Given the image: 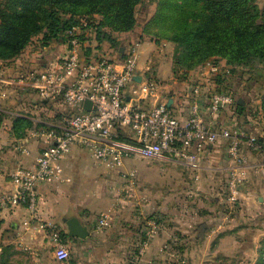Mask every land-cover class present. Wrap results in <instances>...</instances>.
I'll return each instance as SVG.
<instances>
[{
  "label": "crops",
  "instance_id": "obj_1",
  "mask_svg": "<svg viewBox=\"0 0 264 264\" xmlns=\"http://www.w3.org/2000/svg\"><path fill=\"white\" fill-rule=\"evenodd\" d=\"M54 57L50 56L43 67L58 61ZM2 63L8 75H15L20 67L27 66L20 64L18 59ZM137 68L140 71V65L137 64ZM137 74L136 81L143 80L144 72ZM194 85V79H178L167 91L172 111L181 120L189 115ZM12 100L34 102L39 99L32 92L14 91L6 99L0 98V111H5L3 105ZM230 111L222 112L219 118L223 117V120L218 118V122L239 129L234 122L225 123L224 115ZM3 124L0 123V130L8 129V135L0 134V194L13 189L9 172L19 165L32 166L39 150L35 144L30 155L22 154L17 145L24 137L15 138L10 132L11 123ZM262 142L264 144V140ZM228 143L227 139H218L201 155L202 173L207 178L206 192L225 191L230 163L226 152ZM245 147L242 142L241 149ZM245 152L253 163L248 168L247 182L240 187L238 205L243 211L248 210L252 220L258 222V219H264V168H259L264 152H249L248 149ZM85 153L84 149L76 147L62 159L64 176L70 179L69 182L37 186L38 213L31 223L24 224L28 219L24 206L0 212V264H254L258 237L252 231L251 241H246L239 216L227 221L224 218L227 212L222 214L221 206L211 204L208 209L212 213L206 215L208 219H191L195 214L194 205L160 203V196L151 194L148 178L134 190L136 195L141 194V201L134 203L129 197L114 196L109 190V171L100 169L101 166ZM97 172L103 174L101 180L96 177ZM102 212L109 214L107 225L100 229L98 221ZM161 212L167 215H161ZM151 215L160 219H145ZM72 217L86 227L88 236L84 239L68 236L65 220ZM152 221L157 224V231L143 246ZM54 231L70 253L64 262L54 258Z\"/></svg>",
  "mask_w": 264,
  "mask_h": 264
},
{
  "label": "built area",
  "instance_id": "obj_2",
  "mask_svg": "<svg viewBox=\"0 0 264 264\" xmlns=\"http://www.w3.org/2000/svg\"><path fill=\"white\" fill-rule=\"evenodd\" d=\"M78 29L73 26L65 32L66 53L53 65L41 69L20 67L17 74L8 75L0 62V98L6 99L14 91H28L41 101L58 104L62 113L58 123H46L47 127L24 137L17 145L24 155H30L35 144L39 150L32 166L19 165L9 172L13 189L0 194V212L24 206L28 211L24 224L31 223L38 213L37 186L70 181L64 176L61 161L73 148L84 149L95 163L117 172L126 158L166 160L197 171L202 153L221 138L229 141L228 200L237 201L250 166L242 142L262 152L264 144L218 122L220 113L234 105L231 95L208 91L205 86L209 76L220 74L218 63L210 59L198 67L192 78L195 85L189 115L181 120L167 105L169 96L161 83L142 78L136 81L135 48L122 60L107 56L87 59L81 52ZM85 101L90 102L89 110L83 107ZM259 168H264V163ZM127 176L133 178L135 174ZM107 219V213H100L98 228L105 227ZM156 231L157 224L150 222L143 246ZM52 241L54 258L59 262L68 260V250L56 231Z\"/></svg>",
  "mask_w": 264,
  "mask_h": 264
},
{
  "label": "rangeland",
  "instance_id": "obj_3",
  "mask_svg": "<svg viewBox=\"0 0 264 264\" xmlns=\"http://www.w3.org/2000/svg\"><path fill=\"white\" fill-rule=\"evenodd\" d=\"M159 1L161 0H141L134 7L135 25L130 30H118L113 25L106 24L100 28L101 32L98 33L99 23L103 18L100 14L94 12L96 7L95 0L65 4L60 8L59 14L62 18L72 17L78 22V38L82 44L81 52L85 57L107 56L122 60L123 57L125 58L126 53L128 55V52L135 48L138 54L137 64L140 65V71L137 68L136 72H144L143 80L150 79L161 83L167 92L173 81L195 78L197 69L202 64L193 65L192 60L197 58H188L189 52L194 51L193 46H190V40L185 42L173 40L174 37L179 35L185 36L183 35L182 27H176L170 19V17H174L179 13L176 9L163 10L164 18L156 22L152 21L154 14L157 12ZM257 4L260 8H264V0H257ZM17 7L16 3L9 0H0V9L10 14L14 15L15 10L19 14L21 8ZM34 20L38 24L42 23L39 15H36ZM104 34L108 35L111 41L104 39ZM98 36L102 38L100 41L97 38ZM65 45V34L63 36L60 35L56 39L46 40L40 33L32 36L17 58L11 61L18 59L20 64L27 65L23 66V68L35 67L41 69L50 56H55L54 59L59 60L64 55ZM121 49L123 51H120ZM122 53L124 56L121 55ZM215 59H217L215 61L220 66V74L209 76L205 86L208 91L223 92L233 97L234 105L231 107V111L226 112L224 115L227 121L225 123L234 122L247 138L262 142L264 140V69L260 67L253 68L250 65L248 67H236L228 64L222 57ZM238 100L242 101L240 113H238ZM2 108L6 111H0V121L4 123L3 126L10 125L14 117L27 119L32 123L29 130H24L23 137L41 131L45 128L44 124L46 123H58L62 116L58 104L41 100L34 102L12 100L4 104ZM219 119L223 120V117ZM7 133L8 129L6 128L0 130V134L3 136H7ZM247 149L249 152L253 150L246 147L242 149L247 157V163L250 165L253 162H251L249 155L245 152ZM86 154L85 156L88 157ZM261 161L262 165L264 160ZM201 163L202 159L199 170L195 171L166 160L126 158L123 160L120 172L107 170L102 166L99 168L109 171L111 175L109 177L111 178L109 190L114 196L129 197L134 203L141 201V194L140 196L136 195L134 190L142 186L148 178L149 181L147 183L149 189L152 190L151 194L160 196V203L166 205L190 203L194 205L195 214H193L191 219H208L206 215L212 213L208 207L211 204H216V207L221 206V213L227 212L226 217L223 215L227 221L239 216L242 235L246 237V241L250 242L252 231L256 232L259 245V242L264 239V235H262L264 233V219H258V222H254L248 210L243 211V208L238 205L241 199L240 192L235 202L228 200L227 187L225 191L208 190L206 192L205 181H207V178L206 174L202 173L201 166L203 165ZM91 166L94 167V165ZM131 172H134L135 177L129 178L127 176ZM247 175L243 184L248 180ZM102 176V173L99 174L97 172L96 177L98 179ZM130 189L131 191H129ZM89 196H91L90 192ZM228 202L232 203L233 206L230 207ZM105 213L109 214V212ZM160 214L167 215L163 212ZM152 216L145 219H160Z\"/></svg>",
  "mask_w": 264,
  "mask_h": 264
},
{
  "label": "trees",
  "instance_id": "obj_4",
  "mask_svg": "<svg viewBox=\"0 0 264 264\" xmlns=\"http://www.w3.org/2000/svg\"><path fill=\"white\" fill-rule=\"evenodd\" d=\"M9 1L16 3L21 11L18 14L15 10L13 15L0 9V62L17 58L32 36L41 33L44 39L52 40L77 26L78 22L72 17L62 18L59 10L65 4L86 0ZM95 1L94 12L103 18L98 33L106 24L118 30H130L135 25L134 7L141 0ZM157 8L152 18L154 22L164 18L165 9L179 12L170 19L176 27H182L185 36L179 35L173 40H190L194 51L189 52L188 58H197L192 60L193 65L222 57L232 66L264 69V8L258 6L257 0H161ZM36 15L41 16L42 23H36ZM104 39L111 41L106 34ZM31 126L27 119L14 117L10 132L15 138H22L24 130ZM254 264H264V239L259 242Z\"/></svg>",
  "mask_w": 264,
  "mask_h": 264
},
{
  "label": "water",
  "instance_id": "obj_5",
  "mask_svg": "<svg viewBox=\"0 0 264 264\" xmlns=\"http://www.w3.org/2000/svg\"><path fill=\"white\" fill-rule=\"evenodd\" d=\"M120 51H123V49H121ZM170 103H171V99L168 100L167 105L170 106ZM237 104L239 105L238 113H240L242 101L238 100ZM83 107L84 109L89 110L90 102L85 101ZM263 149H264V145H263ZM65 224L67 226L69 237H76V238L84 239L86 236H88V231L86 227L82 226L76 218L72 217V218L66 219Z\"/></svg>",
  "mask_w": 264,
  "mask_h": 264
}]
</instances>
